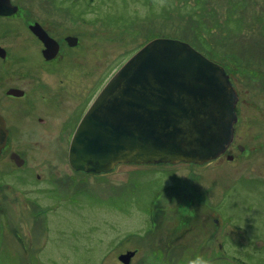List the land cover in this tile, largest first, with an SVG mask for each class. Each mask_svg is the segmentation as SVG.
I'll list each match as a JSON object with an SVG mask.
<instances>
[{
	"label": "rangeland",
	"instance_id": "obj_1",
	"mask_svg": "<svg viewBox=\"0 0 264 264\" xmlns=\"http://www.w3.org/2000/svg\"><path fill=\"white\" fill-rule=\"evenodd\" d=\"M17 1L27 3L31 18L77 37L78 79L92 78V98L149 41L189 44L233 74L241 100L235 143L245 150H233V160L121 164L95 175L69 169V132L32 140L41 153L29 164L53 182L24 187L26 195L14 187L1 202L0 264H121L118 257L134 250L129 264H188L198 255L211 264H264V59L244 54L264 56V32L254 21L264 18V0ZM185 224L192 230L172 252L181 260H168L154 244L170 243Z\"/></svg>",
	"mask_w": 264,
	"mask_h": 264
},
{
	"label": "water",
	"instance_id": "obj_2",
	"mask_svg": "<svg viewBox=\"0 0 264 264\" xmlns=\"http://www.w3.org/2000/svg\"><path fill=\"white\" fill-rule=\"evenodd\" d=\"M9 4L0 0V13ZM236 102L222 66L185 42L155 38L128 58L91 102L69 141L68 166L99 175L121 164L202 165L232 143ZM6 138L0 118V153ZM133 255L128 251L118 260L129 264Z\"/></svg>",
	"mask_w": 264,
	"mask_h": 264
},
{
	"label": "flooded vegetation",
	"instance_id": "obj_3",
	"mask_svg": "<svg viewBox=\"0 0 264 264\" xmlns=\"http://www.w3.org/2000/svg\"><path fill=\"white\" fill-rule=\"evenodd\" d=\"M9 3L8 8L0 13V118L3 119L7 131L6 142L0 153V204L2 201L7 202L6 200L12 194L14 187H18L22 194L26 195L24 187L53 182V179L46 177L45 174H43L44 178H39L33 164H29L32 155L37 157L38 153H41L34 148V146L38 147L36 145L39 142L35 141L33 145L32 140H50L54 136L60 138L69 132V145L79 119L94 100L92 98V78L91 83L83 80L86 81L83 82L84 84L81 83L82 78L78 79L80 71V67L76 63L78 56L72 53L79 48V41L77 40L74 45L68 41L70 38L77 39V37L61 35L60 30H55L56 23L51 20L31 18L26 2L9 0ZM254 21L258 23L257 25L263 33L264 18ZM37 34H40L42 39ZM261 36L264 41V34ZM238 53L235 51L233 58L239 59L240 57L236 55ZM244 54L248 58L262 57L264 59L260 51L250 52L245 49ZM227 75L237 95L236 123L232 143L220 158L227 159L228 156H231V160H233L232 151L243 152L245 148L235 143L239 123L238 105L241 100L233 74ZM263 78L264 76L260 78V83L264 86ZM255 79L259 80L257 76L251 78L252 81ZM76 118L78 120L73 130H70L69 128ZM46 153H50V151H46ZM25 173L29 179L24 177ZM48 174H51L50 171ZM32 204L35 205L34 210L39 208L35 202ZM1 209L0 213H3ZM41 212L45 213V211ZM198 224V230H201L203 234L204 224L202 222H198ZM176 227L180 226L176 225ZM217 228L215 225L213 231L210 232V238H214V230ZM174 229L172 232H178L177 229ZM186 229L182 230V234H176L175 239L173 238L170 243L160 245L156 243L154 247L157 246L158 251H166L168 255L165 258L168 260L179 262L181 255L179 253L172 254V252L179 247L178 241L183 238L185 233L192 230L189 226ZM133 252L134 255L131 259L136 254L135 250Z\"/></svg>",
	"mask_w": 264,
	"mask_h": 264
},
{
	"label": "clouds",
	"instance_id": "obj_4",
	"mask_svg": "<svg viewBox=\"0 0 264 264\" xmlns=\"http://www.w3.org/2000/svg\"><path fill=\"white\" fill-rule=\"evenodd\" d=\"M163 2L164 0H160L161 4H163ZM188 264H211V260L198 255L194 259H189Z\"/></svg>",
	"mask_w": 264,
	"mask_h": 264
}]
</instances>
